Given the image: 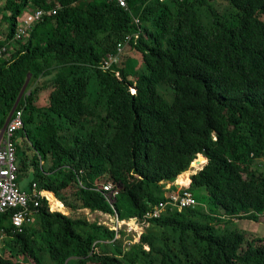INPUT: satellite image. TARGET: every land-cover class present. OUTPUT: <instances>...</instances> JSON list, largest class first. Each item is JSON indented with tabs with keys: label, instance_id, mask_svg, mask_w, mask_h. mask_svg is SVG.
Masks as SVG:
<instances>
[{
	"label": "trees",
	"instance_id": "1",
	"mask_svg": "<svg viewBox=\"0 0 264 264\" xmlns=\"http://www.w3.org/2000/svg\"><path fill=\"white\" fill-rule=\"evenodd\" d=\"M31 1L0 0V131L20 110L15 182L70 213L41 199L20 232L0 213V264H264V239L216 229L264 215V0H220L224 12L216 0H33L60 8L14 41ZM204 162L185 189L196 205L147 220L136 244L81 213L143 223Z\"/></svg>",
	"mask_w": 264,
	"mask_h": 264
},
{
	"label": "built area",
	"instance_id": "2",
	"mask_svg": "<svg viewBox=\"0 0 264 264\" xmlns=\"http://www.w3.org/2000/svg\"><path fill=\"white\" fill-rule=\"evenodd\" d=\"M113 3H117L122 8H128L129 0H108ZM60 8V5L57 4V7L53 10H44L36 9L33 11L24 12L17 19V26L14 33V41L22 40L29 35L30 31L40 22L44 20L46 16L55 14ZM136 23H139L136 20ZM124 47H118L117 54L110 56L108 59L104 60L100 64V68L103 71H109L111 66L118 62L120 54L123 52ZM7 53V46H0V58L5 57ZM131 92L134 93V90L131 88ZM15 108L8 120L6 121L4 127L0 131V213L7 211H12L11 214V224L14 230L21 231L23 226L33 221V215L36 213L37 208L40 205V200L44 199L48 203V208L52 212H63L59 210H53L50 206V200L48 195H51L44 191H38L36 189V184L32 183L31 188L28 193L21 191L15 180L17 175V167L15 165V155L14 147L9 140L11 134L21 127V111L16 110ZM188 188V187H187ZM185 188V189H187ZM111 185L107 184L103 186L104 191H110ZM184 188H178L174 194L166 195L165 201L159 203L155 206L149 213L144 216V222L140 223L136 219H129L126 221L119 220L114 214L110 216L101 212L97 213L96 216H103L109 221L110 225L105 224L98 220V224L106 226L109 230L115 232V237L118 238V231L125 233H136L144 228L145 222L150 219H158L166 210L171 209H184V208H193L196 205V202L193 198L191 192H188ZM117 193L114 194V196ZM53 199H57L51 195ZM61 208H65L59 201H57ZM66 213L68 215V210ZM87 215H91L89 210H83ZM141 235V234H140Z\"/></svg>",
	"mask_w": 264,
	"mask_h": 264
},
{
	"label": "rangeland",
	"instance_id": "3",
	"mask_svg": "<svg viewBox=\"0 0 264 264\" xmlns=\"http://www.w3.org/2000/svg\"><path fill=\"white\" fill-rule=\"evenodd\" d=\"M33 1V0H32ZM32 1H31V3H30V6L26 9V11L25 12H27V11H33V10H36L38 7H36V6H34V4L32 3ZM216 6L218 7V8H223V12L224 11H226V10H229L230 8H228L227 6V3H225V2H223V1H220V0H216ZM229 12V11H228ZM10 24H9V22H6V23H4L3 24V30H2V36H0V38L1 39H5L7 36H9V34H10ZM135 56H137L139 59H140V56L139 55H137V54H134ZM31 87V85H30V83H29V85L25 88V92L26 91H28V89ZM159 92L161 93V94H163V96H165L166 97V99L168 100V101H170V91L169 90H167V89H165V88H160L159 89ZM172 93V92H171ZM40 98H41V101H40V103H39V105H45L46 104V101H48V93L47 92H43L42 94H41V96H40ZM196 160V159H195ZM194 163V162H193ZM192 163V164H193ZM191 164V165H192ZM205 164V162L201 165H198V166H195L194 165V167H193V172H197L198 171V169H200L203 165ZM190 165V166H191ZM191 171H186V172H184V173H182L181 175L183 176V175H186L187 174V176H188V179H189V182H190V177H191ZM182 176H180L179 178H178V182H179V179L182 177ZM31 175L30 174H27V175H25V176H23L22 178H21V181L22 182H28L29 181V179H31ZM106 179H103V180H101L100 182H102V183H104V182H106L105 181ZM110 182V181H109ZM189 182H188V184H189ZM180 183V182H179ZM179 183H177V179L173 182V183H167L165 186H164V189H167L168 187H169V185H174V186H176V187H178V188H187L188 187V184L187 185H181V184H179ZM111 185V189H112V184H110ZM110 189V190H111ZM113 192H112V198H111V203H113L114 202V194L115 193H117V191L115 190V188L113 187V190H112ZM58 201V200H57ZM201 201L205 204V206L206 207H212V205L209 203V202H207V199H204V198H202L201 199ZM122 204H124L125 206H122L123 208H126V210H128V205H127V203L125 202V201H122ZM50 206H51V209H53V210H59V211H61V212H63V215H67V213H66V210H65V208L63 209V208H61V209H57L56 207H54V206H52L51 204H50ZM207 209V208H206ZM208 210V209H207ZM52 212V211H51ZM81 212V211H80ZM70 213V212H69ZM69 213H68V215H69ZM81 213H83L84 215H86V217H87V219L89 220V221H98V220H100L101 222H104L105 224H107V225H110L109 224V221L106 219V218H104L103 216H96V214L97 213H92V212H90V214L91 215H87V214H85L84 212H81ZM220 214V213H219ZM108 215H110V214H108ZM110 216H113V215H110ZM117 216V215H116ZM118 218V217H117ZM119 220H123V219H119ZM123 221H126V220H123ZM226 221H227V218L225 217L221 222H219V223H217L216 224V229L218 230V231H225L226 229H232V228H234V229H241V230H243L245 233H246V235H247V237H248V239L249 240H252V239H259V238H261V239H264V215L263 216H261V219H260V221L259 222H255V221H250V220H236V219H233V220H231L230 221V223H226ZM144 229L145 228H142L140 231H138V232H136V233H133V232H130V233H126V235L127 236H129L130 238H132V242L133 243H136L137 242V240L139 239V237H140V234H142L143 233V231H144ZM97 251H98V249H97ZM21 260H22V263H21ZM23 262H25V260L24 259H20V257H19V263L20 264H23Z\"/></svg>",
	"mask_w": 264,
	"mask_h": 264
},
{
	"label": "bare ground",
	"instance_id": "4",
	"mask_svg": "<svg viewBox=\"0 0 264 264\" xmlns=\"http://www.w3.org/2000/svg\"><path fill=\"white\" fill-rule=\"evenodd\" d=\"M179 184H181V185H187L188 184V182H189V179H188V176H187V174L186 175H183L180 179H179ZM51 198H52V196H51ZM52 202H53V199H52ZM55 202H57V201H55ZM56 207V206H55ZM57 209H59L58 207H56Z\"/></svg>",
	"mask_w": 264,
	"mask_h": 264
},
{
	"label": "crops",
	"instance_id": "5",
	"mask_svg": "<svg viewBox=\"0 0 264 264\" xmlns=\"http://www.w3.org/2000/svg\"><path fill=\"white\" fill-rule=\"evenodd\" d=\"M27 174H30V173H27ZM182 176V175H181ZM177 183H179L178 182V180H177ZM190 183V182H189ZM27 184H28V182L26 181V182H22V181H20V183H19V186L21 187V188H23V189H26V187H27ZM172 185V184H171ZM171 185H169V187L167 188V189H165V195L168 193V189L170 188V186ZM167 191V192H166ZM53 199V198H52ZM51 203V202H50ZM52 204L54 205V203L52 202ZM54 207H55V205H54Z\"/></svg>",
	"mask_w": 264,
	"mask_h": 264
},
{
	"label": "water",
	"instance_id": "6",
	"mask_svg": "<svg viewBox=\"0 0 264 264\" xmlns=\"http://www.w3.org/2000/svg\"><path fill=\"white\" fill-rule=\"evenodd\" d=\"M194 161H195V160H194ZM194 161H193V162H194ZM201 169H202V168L198 169V171L201 170ZM188 171H191V172H192L191 175H193V174L196 173V172H193V167H192V166H189ZM189 184H190V183H189ZM189 184H188V187H189ZM138 242H139V240H137L136 243H138ZM136 243H135V244H136Z\"/></svg>",
	"mask_w": 264,
	"mask_h": 264
},
{
	"label": "clouds",
	"instance_id": "7",
	"mask_svg": "<svg viewBox=\"0 0 264 264\" xmlns=\"http://www.w3.org/2000/svg\"><path fill=\"white\" fill-rule=\"evenodd\" d=\"M206 163V162H205ZM139 240V239H138Z\"/></svg>",
	"mask_w": 264,
	"mask_h": 264
}]
</instances>
